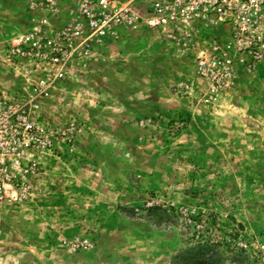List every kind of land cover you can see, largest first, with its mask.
<instances>
[{
    "label": "rangeland",
    "instance_id": "374dc122",
    "mask_svg": "<svg viewBox=\"0 0 264 264\" xmlns=\"http://www.w3.org/2000/svg\"><path fill=\"white\" fill-rule=\"evenodd\" d=\"M79 6L0 0V99L36 137L16 135L34 171L0 201V264H179L203 243L264 264V50L209 71L226 25L188 48L146 26L89 40Z\"/></svg>",
    "mask_w": 264,
    "mask_h": 264
},
{
    "label": "built area",
    "instance_id": "2783aa9c",
    "mask_svg": "<svg viewBox=\"0 0 264 264\" xmlns=\"http://www.w3.org/2000/svg\"><path fill=\"white\" fill-rule=\"evenodd\" d=\"M138 0H80V15L86 38L100 40L116 34L118 27L137 29L146 26L161 29L167 39L176 45H195L203 30L214 25H226L230 42L226 45L211 39L212 57L200 55L201 69L229 71L233 59L231 49L249 55L250 66L261 58L264 50L262 24L264 0H141L143 11L138 12ZM76 25L73 34L82 32ZM14 120H18L14 123ZM32 125L22 105L10 99H0V201L19 202L29 193L24 177L34 171L32 164L24 163L28 145L16 135L29 132L28 142H35ZM38 145H35V147Z\"/></svg>",
    "mask_w": 264,
    "mask_h": 264
},
{
    "label": "trees",
    "instance_id": "16d2710c",
    "mask_svg": "<svg viewBox=\"0 0 264 264\" xmlns=\"http://www.w3.org/2000/svg\"><path fill=\"white\" fill-rule=\"evenodd\" d=\"M179 264H222L218 250L208 243L188 247L179 256Z\"/></svg>",
    "mask_w": 264,
    "mask_h": 264
}]
</instances>
